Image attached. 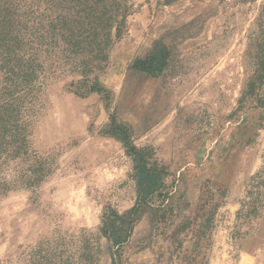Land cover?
<instances>
[{
    "label": "rangeland",
    "instance_id": "obj_1",
    "mask_svg": "<svg viewBox=\"0 0 264 264\" xmlns=\"http://www.w3.org/2000/svg\"><path fill=\"white\" fill-rule=\"evenodd\" d=\"M130 4L98 77L106 91L47 95L30 141L51 172L37 187L0 196V264L111 263L102 212L136 201L133 162L116 136L124 127L162 170L154 201L166 206L143 211L117 264H179L191 248L187 223L200 206L201 218L209 216V204L207 264H264V207L250 220L236 218L264 158V107L254 97L239 102L264 0ZM156 43L170 51L162 73L130 67Z\"/></svg>",
    "mask_w": 264,
    "mask_h": 264
},
{
    "label": "trees",
    "instance_id": "obj_2",
    "mask_svg": "<svg viewBox=\"0 0 264 264\" xmlns=\"http://www.w3.org/2000/svg\"><path fill=\"white\" fill-rule=\"evenodd\" d=\"M130 8V0H0V196L13 189L37 187L49 175L50 167L30 141L46 97L55 89L80 97L106 91L98 77L107 67ZM258 27L259 38L247 44L250 69L239 102L254 97L256 106L264 107L263 20ZM169 56L168 47L156 43L130 67L157 76L168 65ZM115 129L108 132L115 135ZM128 133L124 127L116 136L133 162L136 201L123 212L109 206L102 212L99 235L108 242L110 264H117L121 247L143 211L166 206L164 200L158 205L154 201V195L163 192L162 170L150 164V154L137 148ZM11 164L12 175L7 178L4 171ZM263 207L264 158L248 184L236 218H255ZM201 208L187 223L192 226L187 229L191 248L183 252L179 264H207L204 229L210 227L213 206L207 205L209 216L205 219Z\"/></svg>",
    "mask_w": 264,
    "mask_h": 264
}]
</instances>
